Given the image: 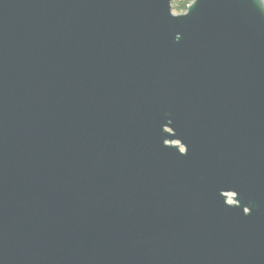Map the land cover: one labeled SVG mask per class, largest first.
<instances>
[{
	"label": "water",
	"instance_id": "water-1",
	"mask_svg": "<svg viewBox=\"0 0 264 264\" xmlns=\"http://www.w3.org/2000/svg\"><path fill=\"white\" fill-rule=\"evenodd\" d=\"M172 2L0 0V264H264V1Z\"/></svg>",
	"mask_w": 264,
	"mask_h": 264
},
{
	"label": "trees",
	"instance_id": "trees-1",
	"mask_svg": "<svg viewBox=\"0 0 264 264\" xmlns=\"http://www.w3.org/2000/svg\"><path fill=\"white\" fill-rule=\"evenodd\" d=\"M195 0H173L172 2V11L182 15L185 14L188 10V7L194 2ZM264 1V0H263Z\"/></svg>",
	"mask_w": 264,
	"mask_h": 264
},
{
	"label": "rangeland",
	"instance_id": "rangeland-1",
	"mask_svg": "<svg viewBox=\"0 0 264 264\" xmlns=\"http://www.w3.org/2000/svg\"><path fill=\"white\" fill-rule=\"evenodd\" d=\"M173 14H174V15H179V14H177V13H175V12H173ZM229 202L232 203V196H231V195L229 196Z\"/></svg>",
	"mask_w": 264,
	"mask_h": 264
}]
</instances>
